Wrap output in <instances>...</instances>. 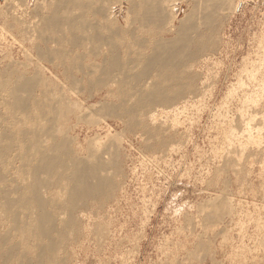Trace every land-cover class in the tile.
<instances>
[{
  "label": "rangeland",
  "instance_id": "rangeland-1",
  "mask_svg": "<svg viewBox=\"0 0 264 264\" xmlns=\"http://www.w3.org/2000/svg\"><path fill=\"white\" fill-rule=\"evenodd\" d=\"M21 1L22 0H0V71L3 70L2 72H6L7 75L11 72L10 79L12 80L16 75L18 77L20 75L22 76V74L24 75L22 77L24 79L39 78L37 84H35V86L33 84V91L36 87V90L34 91L35 95H41L40 93L44 92L46 95V97L44 96V103L45 106H47L46 114L49 113L48 115L53 118V121L56 119L55 122L57 124H54L55 127L58 126L56 129H59L58 134L60 136L67 132L66 135H69L68 137H70L69 142L71 141V144L69 143V145L72 149L74 148L73 150L79 151L78 145L83 148V152L80 151V155L86 154L85 149L89 142H91V139L95 138V136L96 138L100 136V139L105 143L108 139L107 137H112L114 134L113 137L115 138L116 136V138L118 137L119 141H121L119 142L121 146L118 145L119 161L121 164L119 177H117V183H120L119 188L121 189L118 188L101 209L96 208V205L92 206V210L91 206L87 209V212L90 209L88 212L90 217L88 216L87 219H82V222L78 225L79 229L77 231L75 230L76 235L75 233H72V231L70 232L75 237L72 236V239L69 237L67 243L65 242L66 246L63 251V256L66 260H64L62 264H264V252L260 247V249H255V247H253L257 238L255 237V235L257 236V233L255 231L256 229L253 220L258 214H261L264 222V211L261 210V206L264 205V92H261L264 90V0H234V2L238 3L236 10H227L225 16H223L224 18H218L215 23L216 28L213 35V43L211 44L213 46L209 45L208 49L206 47L205 51L200 50L201 53L200 51L198 52L199 56L194 55L195 60L193 59L189 64L191 65V72L196 77V80L194 81L195 83L191 85L189 90H194L195 94L191 91L193 94L192 96L189 91L184 94V97L186 98H177V101L179 102L177 105H179V107L185 105L184 107H186V109L184 108V110L186 111L182 112V110V113L180 112L179 116L177 113L173 115L171 114L173 117L169 115V117H165V119H158L155 124L147 119L146 122L148 124L146 126L135 125L141 119V115L140 111L136 110L138 98L136 97L137 94H134L137 93L136 91L138 88L135 91L136 86H132V88L130 87L133 83H131L130 86L126 83L125 85L123 84V86L118 85L119 87L116 84H111L108 86L109 88L107 85L100 87L104 89H99V87L96 86L97 90L94 87V89L92 88L93 91L90 88H88L89 90L86 89L85 84L82 83H79V85L82 86L80 88L78 87V84L73 86H70L71 84L67 83L65 85L60 84L59 79H61V77L63 78L61 72L65 57H63V59L62 56H59L61 58L60 60L58 56L55 55L56 57H52L51 55H54V50L57 51L59 49L58 51L61 52V48L71 52L70 48H72V44L69 43H72V38L70 37L76 35L75 30L73 29L74 34L72 36L66 35V42L68 41V43L64 41L62 44L57 42L59 39L56 35L54 40L51 34L46 35L49 32L44 34L45 38H41L36 32L32 36L33 32L31 27L33 25L32 22L36 19L35 15L40 16L42 14V12H40L42 9L40 10L37 3L38 1L40 3L42 0H36L37 3L35 10V7L33 6V4L35 5V1ZM45 1L51 2L52 0H44V2ZM58 1L60 6H58ZM119 1L120 0H117L116 2V0H112V2L110 1L108 3L110 4L108 5L109 7H114L116 19L110 21L108 25L103 24V26H105L103 29L101 28V35L106 33L104 36L109 39L111 38V41L107 39L110 41L108 43L105 37L100 35L105 39L103 40L106 41L105 44H111V47L113 45L115 51L113 48L111 49L109 46L102 43V40L99 42L102 45L99 44V46H103V49L98 48V45L96 46L93 44L91 47L96 53L98 49L99 53H104L105 51V56L108 52L111 56L110 50H113V53H119L117 56H119L120 61L121 59L124 61L126 59L132 61V59L135 60V58L139 56L138 54L143 52L146 54L150 53L151 48L149 47L155 44L154 42L158 37L162 39L172 37L174 33L173 31L178 26L177 19L182 17L184 12L189 13L191 10L190 8H192V3L189 0H178L177 8L175 9L177 17L176 20H174L173 26L169 30L168 26L163 24L161 30L157 24L151 25V23H148L150 25H147V22L145 21L144 24L147 26L144 25L142 21L137 19V15H135L134 12L130 13L127 22H130L133 18L134 19L131 21L132 23L128 22L129 26H127L124 16L128 3L126 2L127 0H124L121 8L118 3ZM56 2L57 4H55V6L53 3ZM61 4L63 5L61 0H55V2L53 0L51 5L55 6L56 9L61 12L63 10V12H65L67 9V12H70V16L74 15L73 17H77L81 12V9H79L75 3L72 5V3L67 2L66 9H63V7L65 8L66 6L65 1V6H62ZM91 5H89L91 6L90 8H86L87 11L90 10V13L86 12V9L83 10L84 13H86L87 25L88 22L89 25L91 22V25L95 22V14L91 11L96 8V4L95 6H93V3ZM20 6L22 7L20 8ZM32 6L34 8H32ZM53 6L48 7L49 9L47 8V13H51L55 9ZM72 6H75L74 8L77 9V12L74 8L71 12L70 9H72ZM37 7L39 8L38 10ZM50 8H52V11ZM19 9L22 10L20 11ZM27 13L29 14L27 15ZM166 14H168V12ZM30 15L32 17H30ZM20 17L22 18L21 21H24L22 23L27 24L23 25L19 20ZM134 20L136 22H134ZM20 25L22 27L27 26L24 28L25 30H23ZM108 26L110 28L109 30H107ZM28 27L31 28L30 31L32 34L30 32L28 33L31 34L32 37L35 36V42L32 41L34 39L30 37L29 34H25L27 33ZM105 27L107 28L106 30L108 33H111L113 29L119 30L121 33L119 32L118 35L121 39L119 36L116 37L111 34L110 37L107 36L108 33L107 31L105 32ZM22 30L26 32L24 33ZM92 32L93 31L90 32L91 35L94 34V32ZM90 34L88 33L87 36H90ZM50 35L52 36L51 39L53 41L56 39V42L54 43H58L57 45L45 40L51 37ZM37 36H39V39ZM43 38L45 41H43ZM51 39L49 38V40ZM41 41L48 43L47 46L49 48L53 47L54 50H52V48L50 49L53 54L50 53V51V54L48 53L51 57L46 55L47 57L44 58L47 59L49 57L55 61L54 63L53 61H50L51 63L48 62L51 60L49 58L47 61L43 58V62H41L42 60L38 62L39 59L36 56L37 49L34 48V45H44L45 43H41ZM59 44L61 48L56 47ZM64 45H66V47L71 45V47L66 48ZM138 45L141 46L139 47ZM94 46L98 49H95L96 47L94 48ZM92 48H90V50L87 49V52L92 51ZM87 52L86 55H89V57H86L85 55L86 58L80 59L77 64H82L83 62V64L86 65L91 58L94 59V55L91 56L92 54H88ZM71 54L74 56V53L71 52L69 58L72 57ZM109 55L107 56L110 57ZM57 58L59 62L56 61ZM127 60L126 62L122 61L121 63L124 66L130 65L131 63L128 64L129 61L127 63ZM60 61H62V63ZM48 63H50V65ZM77 64L75 63L76 66ZM66 65L70 66L69 69H72L73 71L75 70V65L73 67L69 63H66ZM140 66L144 65L140 64ZM41 68H44V71L43 69L41 70ZM251 68L254 69L252 70ZM34 70L39 73L36 72L35 74ZM72 70H69V73ZM249 71L253 74H250ZM33 73L35 74L34 76H32ZM36 75L38 77H35ZM251 75L253 77H251ZM260 76L263 80L260 79ZM33 79H30V81ZM240 79L241 81L244 80L242 82L245 84L240 83ZM205 86L207 87L205 88ZM71 87H73L74 90ZM230 90L232 93L230 92L229 94ZM252 91H256L259 94V98L255 101L256 105H254V103L244 102L245 94L251 93ZM106 92L109 94H106ZM261 93L262 95H260ZM60 94L62 96H60ZM201 94L205 95L203 96ZM194 95L196 97H194ZM54 103L57 109L60 107V109H64V112L69 111L70 113L67 112L63 114L60 109L56 110ZM101 103L104 105L107 103L108 106L111 104L109 107L114 105V107L111 108H116V110L114 109L115 111L113 110L116 115L113 113L110 114L111 111L109 112L108 109L105 111L106 113H99L104 111V109H100L102 105ZM244 103L248 104L244 105ZM49 104L53 105V108L48 107L50 106ZM50 108L52 110L55 109L53 112H56V114L50 111ZM128 109L129 111L137 112V114L133 112L132 115V117L135 116L134 118L136 120V123L133 126L130 124L131 120L128 119L129 113H126L128 112ZM97 110L102 111L98 112ZM60 113H62L63 116L65 115V118ZM58 114L61 115V117L59 115L60 120ZM48 115L47 117L50 118ZM83 116L84 118L87 117V119H84ZM235 116L239 118L237 119ZM246 117L248 119H246ZM166 118H168L169 121H172L175 118H178V120L175 119L172 122H166ZM250 118L251 120L254 118V121L250 120V124L253 128L244 131V121L246 119L248 120L246 122H250ZM234 119H237V123H235L236 120ZM256 119L258 122L255 121ZM238 120H240L242 124ZM163 122L166 124L164 125ZM173 122H176L175 124L178 126ZM238 125L239 127H237ZM255 127L257 131L254 129ZM231 130L232 132H230ZM144 132L146 134H144ZM244 132H247V134L245 135ZM116 134L121 136L119 137ZM248 134H251L250 136L252 140L255 139L252 138L255 135L256 138L259 136L258 138L260 139H255L258 141H256V143L254 142V144L252 140L247 138ZM158 142H161L162 146L158 145ZM237 142L239 144H237ZM241 144L244 146L242 147ZM248 144L251 145L248 146ZM238 145V149H245L238 150ZM233 150L237 151H234V153L232 152ZM243 150L244 152L241 153ZM230 152H232V154ZM224 155L225 157H223ZM224 165H226L227 168H225L226 166ZM222 202L224 204L226 203V207L223 206L224 204ZM209 203H212V205ZM229 204H231L233 212L229 211ZM93 207H95L96 210ZM208 207H211L210 210ZM85 223L87 224L85 225ZM262 239V242H264V237ZM246 247H248V249ZM239 248L242 249L241 252ZM254 251H257V253L255 254Z\"/></svg>",
  "mask_w": 264,
  "mask_h": 264
},
{
  "label": "bare ground",
  "instance_id": "bare-ground-1",
  "mask_svg": "<svg viewBox=\"0 0 264 264\" xmlns=\"http://www.w3.org/2000/svg\"><path fill=\"white\" fill-rule=\"evenodd\" d=\"M33 1H35V5L33 4V6L35 7L37 2H36V0H33ZM49 1H51V0H49ZM52 1L51 2H47V1L44 2V0H42L40 3L38 1L37 6L40 8V10L42 9V11H40V12H42V14L39 12L41 14L40 16L35 15L36 19L34 18L33 14H32L33 18L35 19L33 22L31 21L33 23V25L31 24L32 27L30 26L32 28L33 34L30 31L31 30L30 27H28L29 31L27 29V33H25L26 31L25 32L23 31V30H25L24 28L27 25L25 27L24 26L22 27L20 25L23 29L22 31L26 35L29 34L28 32H30L32 34V36L36 32L41 38L44 37V34H46V32H49L46 35L51 34L53 36V40H54V37L56 35L57 38L59 39V41H57V42L62 44L64 41L66 42V37H67L66 35L72 36L74 34V32H73V29H74L76 35H73L72 37H70V38H72V43H69V44H72V48H70V49H71V52L74 53V56H72V54H71V56H72L71 58H69L71 52L66 51L64 48H61L60 44L58 46H56L58 43L57 44L54 43V42H56V39H55V41H53L51 39L52 38L51 35H50L51 37L47 36L51 40H49V38H47L48 40L45 39L47 42L52 43V44L54 43V44H56L54 46L60 47L62 49V50H60L61 52H59L58 48H57L58 50L56 51L53 49V47H51L52 50H54V52H53L54 55H51L52 57L53 56L54 57L62 56V58L65 57V62L62 60L64 63L62 64V66H63L62 72H61L62 75H61V73H60V75L63 76V78L61 77V79H59L60 84L65 85L67 83V84H71L70 86L78 84V87L80 88L82 86L79 85V83H82V84H85L86 89L90 88L93 91L94 87L96 89V86H98L99 89H104V88H100V87L105 86V85H107V87H108L111 84L112 85L116 84L117 86L118 85L123 86V84L125 85L126 83H128V85L130 86L131 83H133V85H131L130 87L132 88V86H134V87L136 86L135 91L138 88V90L136 91L137 93H134L135 95L137 94L136 97L138 98L137 99V105H136L137 108L136 107L135 108L137 111H140L141 119L139 120V122L136 123V120L134 118L135 116L132 117L134 111H131V110L129 111V109H128V112H126V113L127 114L129 113L128 114L129 118L128 117L127 118L131 120V123H130L131 126H133L135 123H136L135 125L138 124L140 126H144V125L146 126L148 124L146 122L147 119H148V121L150 120L151 123L155 124V122H157L158 119H161V118L165 119V117H169V115L171 116V114L173 115V114H177V113H178L177 115L179 116L180 115L179 113L182 110H183L182 112L186 111V110H184V108L186 109V107H184L185 105L183 107H179V105H177V103H179L177 101V98L178 97L179 98H186V97H184V94L189 92L191 85H193L195 83L194 81L196 80V77L191 72V65H189V64L194 59V57H195L194 55L199 54L198 52L200 50L205 51L206 47L208 49L209 45L213 46L211 44L213 43V37H214L213 35L215 32V28H216L215 23H216L217 19L225 16V12L227 10L231 9V11H235L237 6H238V3L234 2V0H189L192 3V8H190L191 10L189 13L184 12L183 16L177 19L178 20V26L173 31L174 32L173 36L170 38H166V39H162V38L158 37V39H156V41L154 42L155 44H153V45H151V47H149V48H151L150 53L146 54L145 52H143L141 54H138L139 56L136 57L135 60L132 59V61L126 59L127 63L129 61L128 64L131 63L132 65L130 64L131 65L130 66V65H127L126 63H124L127 65V66H124L121 62L122 61L126 62V60L124 61L121 59V61H120L119 56H117L119 53H117V54H116V52L113 53V50H114L113 45L111 47V44L110 45L105 44L106 41H103L105 39L106 40L109 39L108 37L106 38V36H104V35H106V33L104 35H101L102 34L101 28L103 29V27L105 26V25L103 26V24L108 25V23L110 21L116 19V17H115L116 13L114 12V7L112 8V7L108 6V5H110L108 3L110 1L112 2V0H61L63 5H64V1H65V4L67 2L72 3V5H73V3H75V5L78 6L79 9H81L80 10L81 12L79 11L80 14L78 12L79 15H77V17L76 16L73 17L74 15H71L72 17L70 16V12H67V9H66L67 4H66V6L64 5L65 8L63 7V9H66L65 12H63L64 11L63 9H61V10H63L61 12L60 10L56 9V7H55L56 6L55 4H57V2L53 3L55 6L51 5ZM123 1L124 0H120L118 2L121 8H122ZM177 1L178 0H127L126 2L128 3L127 4L128 6L125 10L124 20H125V22H127L128 18L130 17V13L134 12V14L137 15V19L142 21L143 24L145 23V21L147 22V25H150L148 23H151V25L157 24L160 27V29L162 28L163 24H166L170 30V28L174 24V20H176V17H177V13L175 10L177 8V4H178ZM54 2H55V0H54ZM116 2H117V0H116ZM116 2H113V3H116ZM48 3L50 4L51 7L53 6V8H55L53 11H52V8H50L52 11V12L50 11L51 13H47V11L49 9L48 7H50ZM92 3L94 4L93 6H95V4H96V8H94L95 10L93 8H91V9H93V11H91V12H94L93 14H95V20L94 21L96 23L93 21L94 24L91 25L92 24V22H91L92 20H91L90 25H89V22L87 25L86 13H84L83 10L86 9L87 7L90 8L92 6L91 5ZM118 3H116V4H118ZM24 5H25V1H24ZM89 5H91V6H89ZM13 6H14V4H13ZM33 6H32V8H34ZM58 6H60L59 1H58ZM68 6H70V5H68ZM21 7L22 6H20V8ZM38 7H37V10L39 9ZM74 7L75 6H72V9H70L71 12H72ZM15 8H17V7H15ZM35 9H36V7L34 8V10ZM74 9H76V8H74ZM85 11L90 13L89 12L90 10L87 11V9H86ZM119 11H120V9H119ZM76 12H77V9H76ZM167 12H168V14H166ZM73 13H74V11H73ZM28 14L29 13H27V15ZM228 14H230V13H228ZM32 16L30 15V17H32ZM226 16H228V15H226ZM11 17H13V16H11ZM17 20H18V18H17ZM19 20L21 21L22 18L20 17ZM131 21L130 22L128 21V22L132 23ZM7 22H8V20H7ZM22 22H24V21H21V23ZM128 22H127V26H129ZM134 22H136V21L134 20ZM2 23H4V22H2ZM21 23H19V24H21ZM24 24H27V23H24ZM144 25H146V24H144ZM4 27H5V25H4ZM136 27H137V25H136ZM156 28H158V27H156ZM104 29L106 32L110 28L108 26V29L106 27ZM128 29H127V31H128ZM89 30H90V32L93 31L94 34L91 35ZM119 32H120L119 30L113 29V31L111 33H108V31H107V33H108L107 36L110 37L111 35L112 36L114 35L117 37V36H119L118 35ZM88 33L90 34V36H87ZM132 33H134V32H132ZM31 34H29L30 37H32ZM100 35L105 37V39L102 38ZM39 36H37V38ZM34 37H32V38L34 39ZM44 38H43V41H45ZM119 38H120V36H119ZM130 39H131V37H130ZM68 40H69V38H68ZM101 40L103 41L102 43H104L106 46H109V48H111V49L113 48V50H110L111 56L108 54L109 52L106 53L110 57H108L107 55L105 56V51H104V53L98 52L99 51L98 48L103 49V46H99V44H101V43H99V42H101ZM109 40L111 41V38ZM143 40L145 41L144 38H143ZM32 41L35 42L36 39H34ZM50 41H52V42H50ZM110 41H108V43ZM69 42H71V41H69ZM15 43H16V41H15ZM41 43H45V42L41 41ZM66 43H68V41ZM95 43H97V44H95ZM47 44L48 43H45L44 45H41V44L34 45L35 46L34 48L37 49V51L35 49L34 50L37 52L36 56L39 59L38 62H40V60H42L41 62H43L44 60L47 61V59L49 57L47 59L44 57H47L46 55H49L50 53H52L51 52L52 50H50L51 48H49L47 46ZM92 44L99 46L98 48L96 46H94V48L96 47L95 49H98V51L96 50L97 53L91 47ZM64 46L66 47V45H64ZM142 46H144V45H142ZM69 47H71V45ZM69 47H66V48H69ZM89 47L92 48V51L87 52L88 50H90ZM105 50H107V49H105ZM49 51H50V53H49ZM108 51H109V49H108ZM201 51H200V53H201ZM68 52H69V54H68ZM86 52L88 54H92L91 56L94 55V57H93L94 59L91 58L89 60V63L87 62L88 64H86V65H84L83 62H82L83 65L77 64V62L80 59L89 57V55H86ZM85 55H86V57H85ZM43 58H44V60H43ZM49 59H51V58H49ZM60 60H61V58H60ZM50 61L52 62L53 60L51 59L48 62H50ZM56 61H58V58ZM62 61H60V62L62 63ZM9 62H11V61H9ZM54 62L55 61H53V63ZM50 63H48V64L50 65ZM61 63H59V64H61ZM66 63L67 64L69 63L72 67L76 63L77 66L75 65V70L73 71L72 69H69L70 66L69 65L67 66ZM140 64L144 65V66H140ZM258 65H259V63H258ZM139 66H140V68H139ZM152 67H155V68H152ZM42 69L44 71V68H41V70ZM69 70H72V71H70V73H69ZM2 71H0V264H62L64 262V260H66V258L63 256V253H64L63 251H64V248L66 246L65 242L67 243V240L69 239V237H71V239H72L73 235L70 233L71 231H72V233H75V235H76V231L79 229L78 225H79V223L82 222L81 220L88 218V216H89L88 212L90 211V209L88 212H87V209L91 206V210H92V206H95V205H96V208L101 209V207H103V205L109 201V199L113 196L114 192L119 188L120 183L119 184L117 183L118 182L117 177H119L120 164L121 163L119 161L118 145L121 146V144H119V142H121V141H119V138L118 137L116 138V136L114 138L113 137L114 134H113L112 137L108 136L107 137L108 139L104 143V141H102V139H100L101 137L97 135L98 136L97 138L95 136V138L91 139V142H89L87 148L85 149L86 154L80 155V151L83 152V148H81V146L77 144L79 151L73 150L74 148L72 149L71 146L69 145V143L71 144V141L69 142L70 137H68L69 135H66L67 132H66V134H63L64 136L63 135L60 136L58 134L59 129L58 130L56 129L58 126L55 127V124H54V123H56L55 122L56 119L53 121V118L50 115H48L49 110L47 111L48 114H46V107L47 106H45V103H44V96L46 97L44 92H41L40 93L41 95H35L34 91L36 90V87L34 88L35 89L34 91H33V87L35 86V84H37L39 78H36V79L29 78L30 77V75H29V77L26 76L29 79H24V78H22L24 76L22 74V76L20 75L18 77L16 75L17 78L15 77L16 79L14 78L15 80L14 79L12 80V79H10V75H11L10 73L11 72H9L7 75L6 72H2ZM9 71H11V70H9ZM43 71H42V73H43ZM34 72L36 74V72H38V71L34 70ZM50 72H51V70H50ZM249 73H250V71H249ZM35 74L33 73L32 76H34ZM40 74H41V72H40ZM244 74H246V73H244ZM256 74H257V72H256ZM35 77H38V76L36 75ZM251 77H253V76L251 75ZM30 79H33V80L30 81ZM260 79H261V76H260ZM261 80H263V79H261ZM242 81H244V80H242ZM242 81L240 79V83L243 84L244 82H242ZM33 84H34V86H33ZM128 85H126V86H128ZM62 87H64V86H62ZM206 87L207 86H205V88ZM262 87H261V89H262ZM60 88H61V86H60ZM71 88L73 89V87H71ZM46 91H48V90H46ZM191 91L194 92V90H191ZM191 91L189 92L190 94H192ZM69 92H71V91H69ZM89 92H91V91H89ZM99 92H100V90H99ZM230 92H231V90L229 91V94H230ZM261 92H264V90ZM109 93H110V91H109ZM109 93L106 92V94H109ZM193 94H195V92ZM193 94H192V96H193ZM205 94H206V92H205ZM201 95H203V94H201ZM258 95L259 94L256 91H252L251 93L245 94V101L244 102L254 103V105H256L255 101H257V98H259ZM260 95H262V93ZM60 96H62V95L60 94ZM82 96H83V94H82ZM87 97H89V96H87ZM90 97H91V95H90ZM129 97H131V96H129ZM194 97H196V96L194 95ZM194 97H192V98H194ZM60 100H61V97H60ZM181 100H183V99H181ZM181 100H179V101H181ZM122 101H123V99H122ZM183 101H185V100H183ZM65 102H66V100H65ZM124 102H126V101H124ZM185 102H187V101H185ZM97 103H99V102H97ZM128 104H130V103H128ZM183 104H185V103H183ZM247 104L244 103V105H247ZM46 105H48V104H46ZM49 105L50 106H48V107L53 108L52 107L53 105H51V104H49ZM76 105H78V104H76ZM110 105L111 104H109V106ZM65 106H66V104H65ZM109 106L107 105V103L105 105L102 104L100 109H104V111L103 112H99L102 110H97V111L102 114L105 111H107V109H108L109 112L111 111L110 114H112V113L114 114L115 113L114 111L116 110V108H114L115 109L114 110L111 108V107H114V105L111 107H109ZM54 107L56 108L55 103H54ZM92 107H94V106H92ZM51 108H50V111L53 112L55 109L52 110ZM244 108H246V107H244ZM59 109H60V107H59ZM59 109L56 108V110H59ZM78 109H79V107H78ZM60 111H62L63 114L69 112V111L64 112V109L63 110L60 109ZM92 111H94V110H92ZM125 111H127V110H125ZM253 112H252V114H253ZM62 113H60V114H62ZM134 113L137 114V112H134ZM50 114H51V112H50ZM54 114H56V112ZM60 114H58V117ZM63 114H62V116H63ZM77 114H79V113H77ZM47 115L50 116V118L47 117ZM88 115H89V113H88ZM88 115H86V116H88ZM114 115H116V114H114ZM123 115H125V114H123ZM91 116H93V115H91ZM60 117H61V115H60ZM60 117H59V120H60ZM171 117H173V116H171ZM247 117H248V115H247ZM247 117H246V119H248ZM51 118H52V121H51ZM83 118H84V116H83ZM85 118L87 119V117H85ZM117 118H118V116H117ZM132 118L134 119V122H133ZM178 118H175V119L178 120ZM235 118H237V117L235 116ZM251 118L249 119V121L251 120ZM166 119H167L166 122H168L169 119L168 118H166ZM175 119H173L172 121H174ZM237 119H234V120H236V122L234 121L235 123H237ZM246 119L244 121V123H245L244 124L245 125L244 131H248L249 129L253 128L250 123H251V121H254L253 120L254 118L250 122H246V121H248ZM258 119H259V117H258ZM238 121H240V120H238ZM255 121L258 122L257 119ZM84 122H85V120H84ZM173 123L175 124L176 122H173ZM240 123H241V121H240ZM259 123H260V121H259ZM90 124H92V123H90ZM165 124L166 123H164V125ZM175 125H177V124H175ZM239 125L237 127H239ZM74 126H76V125H74ZM259 126H260V124H259ZM172 127H174V126H172ZM239 129H241V128H239ZM254 129L256 130V127ZM163 130H164V128H163ZM232 130H234V129H232ZM232 130L230 132H232ZM260 130H262V129H260ZM150 133H153V132H150ZM167 133H168V131H167ZM144 134H146V133L144 132ZM161 134H163V133H161ZM246 134H247V132L245 133V135ZM250 135L251 134H248L247 138L249 140H252ZM117 136H119V135H117ZM258 137L259 136H257V138ZM260 137H261V135H260ZM252 138L257 139L256 135ZM152 139H153V137H152ZM258 139H260V138H258ZM120 140H121V138H120ZM227 140H229V139H227ZM254 140H252L253 143L254 142L256 143V141H258V140H255V141ZM249 142H251V141H249ZM233 144H231V145H233ZM237 144H239V143L237 142ZM77 145H76V147H77ZM158 145L162 146L161 142H158ZM249 145H251V144H248V146ZM243 146L244 145H242V147ZM139 147H140V145H139ZM238 147H239V145L237 146V149H238ZM240 149H238V150H240ZM242 149H245V148H242ZM158 150H159V148H158ZM234 151H237V150H233L232 152H234ZM232 152H230V153L232 154ZM242 152H244V150L241 151V153ZM165 154H166V152H165ZM223 157H225V155ZM224 159L227 160L226 158H224ZM231 161H233V160H231ZM225 164H226V162H225ZM224 166H226V165H224ZM225 168H227V166ZM240 169H241V167H240ZM119 189H121V188H119ZM209 204L212 205V203H209ZM225 204L223 206H225ZM219 206H222V205H219ZM261 207H262L261 210L264 211V205H262ZM93 208H95V207H93ZM96 208H95V210H96ZM210 208H209V210H210ZM229 211L233 212L231 204H229ZM231 212H228V213H231ZM215 213H216V211H215ZM185 214H187V213H185ZM209 214H210V212H209ZM212 214H213V212H212ZM207 216H209V215H207ZM184 219H185V216H184ZM186 219H188V218H186ZM253 221H254V225H255V229H256L255 231L257 233V236L255 235V237H257L256 238L257 241L255 240L256 244H255V242H254V244L252 242V244L254 245V246L253 245L252 246L255 247V249L261 248L262 251L264 252V242H262V240H263L262 238L264 237V222H263V218H262L261 214H258L257 217L254 218ZM86 224L87 223H85V225ZM81 226H82V224H81ZM94 227H96V226H94ZM223 234H225V233H223ZM73 237H75V236H73ZM78 238H79V236H78ZM98 240H100V239H98ZM74 243H75V241H74ZM95 244H96V242H95ZM67 245H70V244H67ZM98 245H100V244H98ZM196 246H198V245H196ZM246 248L248 249V247H246ZM239 250L241 252L242 249L239 248ZM258 252H259V250H258ZM254 253L256 254L257 251L256 252L254 251Z\"/></svg>",
  "mask_w": 264,
  "mask_h": 264
}]
</instances>
